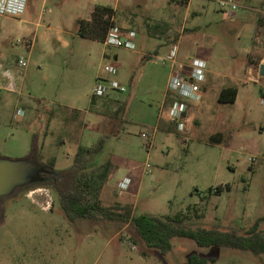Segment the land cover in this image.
I'll use <instances>...</instances> for the list:
<instances>
[{
  "label": "rangeland",
  "instance_id": "374dc122",
  "mask_svg": "<svg viewBox=\"0 0 264 264\" xmlns=\"http://www.w3.org/2000/svg\"><path fill=\"white\" fill-rule=\"evenodd\" d=\"M236 2L231 16L218 0H27L21 15H0V61L17 89L0 94V156L19 159L34 147L20 167L24 181L0 195V264H188L192 254L208 264H264V253L186 237L162 253L131 222L71 221L49 186L56 173L38 171L49 169L53 155L54 172L68 168L79 145L104 137L93 155L96 164L111 156L114 163L103 206H129L132 215L183 212L192 227L240 234L258 221L264 234V74L249 52L252 45L264 50V0ZM95 4L115 9L122 33L134 32L133 48L79 34ZM172 49L174 62L167 59ZM19 57L25 68L15 63ZM195 60L204 62L201 98L185 100L178 128L159 115L176 97L170 74ZM98 76L124 90L90 104ZM230 84L238 87L236 100L218 101ZM19 106L24 114L15 116ZM126 176L133 181L120 190Z\"/></svg>",
  "mask_w": 264,
  "mask_h": 264
},
{
  "label": "trees",
  "instance_id": "16d2710c",
  "mask_svg": "<svg viewBox=\"0 0 264 264\" xmlns=\"http://www.w3.org/2000/svg\"><path fill=\"white\" fill-rule=\"evenodd\" d=\"M115 9L110 5L95 4L90 18L79 23L80 35L103 41L108 29L116 23L114 19ZM238 94L235 84L223 86L220 89L217 100L220 102H234ZM96 97L91 96L90 104L95 103ZM124 108V103L113 111L118 114ZM105 143L101 137L91 146L79 145L72 164L60 170L50 181L49 186L56 193L65 216L73 221L76 218H105L109 220H121L131 222L139 236L148 247L156 248L162 253L172 246L175 237H186L194 240L200 246H224L248 250L253 254L264 253V234L258 229L256 221L245 233L235 231H223L217 227L206 228L203 226H190L186 222V214L179 212L173 216H156L147 213L132 215L129 206L108 207L100 203V193L109 177L114 165L112 156L102 163L96 164L93 155L103 150ZM34 155V147L30 153L22 158ZM54 159L48 161V168L53 170ZM221 186L213 189L218 193ZM191 206L187 207L189 210ZM214 261V259H211ZM188 264H208V260L192 254Z\"/></svg>",
  "mask_w": 264,
  "mask_h": 264
},
{
  "label": "built area",
  "instance_id": "2783aa9c",
  "mask_svg": "<svg viewBox=\"0 0 264 264\" xmlns=\"http://www.w3.org/2000/svg\"><path fill=\"white\" fill-rule=\"evenodd\" d=\"M218 4L221 9H223L227 15H232L233 11L237 8L236 0H218ZM27 0H0V15L15 17L21 15L26 8ZM134 35V32L128 31L127 33H122V26L114 23L108 29L104 43L107 45L113 46H124L127 48H133L134 44L131 40V37ZM175 50L172 49L167 59L174 62ZM15 63L20 68H25L27 66V60L19 57ZM204 62L195 60L191 68L182 73L170 74L168 86L175 93V99L170 103L168 107V116L171 121L178 125V128L181 126V119L187 110V104L185 100H194L198 101L201 98V88L200 84L205 79L204 72ZM104 71H111V66H104ZM110 89H116L118 91H123L124 87L120 86L119 88L115 87L113 84L108 86L105 83V78L98 76L96 78L95 85L92 89V95L95 97H100L108 93ZM16 84L12 76L10 68L6 67L0 61V94L3 91H12L15 92ZM262 102H264V97H262ZM24 114L23 107H17L15 116H22ZM142 137L150 138V135L145 132L141 133ZM149 164L144 165V169L147 170ZM130 178L125 177L123 180L119 181L117 187L120 190L128 188L130 183Z\"/></svg>",
  "mask_w": 264,
  "mask_h": 264
},
{
  "label": "water",
  "instance_id": "95a60500",
  "mask_svg": "<svg viewBox=\"0 0 264 264\" xmlns=\"http://www.w3.org/2000/svg\"><path fill=\"white\" fill-rule=\"evenodd\" d=\"M260 74H264V63L260 65ZM212 141L217 139L212 138ZM32 159V157L25 159H10L8 157L0 156V195L10 191L11 187L15 183H22L24 180L20 175L21 165L26 161ZM40 172L57 173L50 169L39 168Z\"/></svg>",
  "mask_w": 264,
  "mask_h": 264
},
{
  "label": "crops",
  "instance_id": "0c3cea01",
  "mask_svg": "<svg viewBox=\"0 0 264 264\" xmlns=\"http://www.w3.org/2000/svg\"><path fill=\"white\" fill-rule=\"evenodd\" d=\"M262 48H261V46L259 47V45H252V47H251V49L249 50V52H254V53H256V57H258V58H256V60H254V58L253 57H251V61L252 62H255V61H257L259 64H263L264 63V50L262 51L261 50ZM117 56L115 55V58H116ZM250 78V77H249ZM166 87H167V84H166ZM167 89V88H166ZM203 91H204V88H203ZM263 95H264V92L262 93ZM238 95V94H237ZM165 97V101H167L168 100V96L167 95H164ZM166 97H167V99H166ZM237 98V97H236ZM170 103L171 102H169V104L167 105V110L165 109V113H161L159 116H160V118H162L163 116H165V118H169V116H168V107H169V105H170ZM76 111H79V110H76ZM52 159H54V165H55V156L53 155V156H51L50 157V159H49V161L50 160H52ZM53 170H54V166H53ZM113 176V172H111L110 174H109V177H108V180L111 178ZM126 177H129L130 178V183H129V185H128V188H129V186H130V184L132 183V181H133V178L131 177V176H126ZM125 178V177H124ZM123 178V179H124Z\"/></svg>",
  "mask_w": 264,
  "mask_h": 264
}]
</instances>
